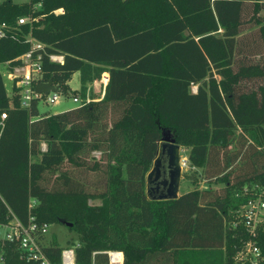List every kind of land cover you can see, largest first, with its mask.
<instances>
[{
    "label": "trees",
    "instance_id": "16d2710c",
    "mask_svg": "<svg viewBox=\"0 0 264 264\" xmlns=\"http://www.w3.org/2000/svg\"><path fill=\"white\" fill-rule=\"evenodd\" d=\"M37 2L0 1V64L18 65L29 36L44 44L34 85L50 80L83 102L102 72L107 80L99 101L50 114L34 99L20 108L0 74V224L10 215L25 224L29 213L37 225L64 226L76 236L73 264H109V252L120 264H239L250 237L238 210L264 186V63L242 53L238 36L257 26L264 44V0ZM22 16L29 21L18 24ZM73 72L77 90L67 85ZM163 130L187 149L192 189L148 201ZM83 173L99 184L91 189ZM201 180L219 188L198 189ZM250 240L264 264V229ZM41 250L60 263L54 240ZM0 257L24 264L14 243L0 241Z\"/></svg>",
    "mask_w": 264,
    "mask_h": 264
},
{
    "label": "built area",
    "instance_id": "2783aa9c",
    "mask_svg": "<svg viewBox=\"0 0 264 264\" xmlns=\"http://www.w3.org/2000/svg\"><path fill=\"white\" fill-rule=\"evenodd\" d=\"M39 1L36 3L39 6ZM29 19L27 17H20L17 23H26ZM29 41V48L17 57L19 64L7 69L5 78L9 82V95H11V86L17 88V96L20 108H28L31 100H37V103L44 105L53 104L58 99V90L56 93H49L47 95H38L34 92V81H37L40 76L39 58L43 52L44 44L26 36ZM47 57L50 61L61 62L62 54L48 53ZM193 92L195 89H192ZM73 104L79 105L82 101L77 96L70 98ZM89 102L85 97L83 104ZM5 119V113H0V126L2 120ZM187 166L186 158H179V167L184 168ZM252 197L239 208L238 215L242 220L244 231L250 237L254 238L257 228L264 229V186L253 190ZM36 206L34 200L28 201L27 210L30 212ZM47 225H37L33 217L28 213L25 224L19 222L14 216L10 215L9 219L0 224V241L14 243L16 245V252L19 260L24 264H51L42 253V246L44 244V236L47 232ZM248 240L242 249L236 254L235 261L239 264L247 262L249 264H259L263 261L258 247ZM115 252L108 253V262L112 264V255ZM0 264H2L0 257ZM59 264H73V251L72 249H63L60 253Z\"/></svg>",
    "mask_w": 264,
    "mask_h": 264
},
{
    "label": "rangeland",
    "instance_id": "374dc122",
    "mask_svg": "<svg viewBox=\"0 0 264 264\" xmlns=\"http://www.w3.org/2000/svg\"><path fill=\"white\" fill-rule=\"evenodd\" d=\"M2 1V0H0ZM12 2L15 3H21V2H26L27 0H11ZM264 5V4H263ZM33 7H39L37 4H35ZM58 12V11H57ZM262 12H260L261 14ZM239 40L245 45L243 48L242 53H248L247 57L250 59L252 62L256 63H264V44L261 43L258 32H257V26H250L247 29L243 30L239 36ZM248 51V52H247ZM239 56V54L237 55ZM5 72H6V67L4 64H0V74L3 79L4 86L7 90V93L9 95L8 89H9V82L5 78ZM264 82V79L262 80H257V83ZM70 84L72 87L77 86V79L73 76L71 78ZM89 89H91V84L88 86ZM195 89V85L190 86V90ZM58 99L55 103L49 104V105H44L42 103L39 104V108L41 110L48 112L51 114L52 111H55L56 109H59L61 107H69L72 108L76 106V104H73L70 100L72 94H66L63 96L59 92L57 93ZM78 97V96H77ZM79 100H81L78 97ZM166 141L169 142V135L167 131L163 130L162 131V137H161V142ZM40 149L44 150V145H40ZM187 149H181L179 148V158H184L186 156ZM99 157V154L96 152H92L89 154V160H97ZM192 169H189L188 166L184 168H180V179H179V184H178V191L177 195L179 196L182 193H185L187 191H190L192 189L191 181L189 179L183 178V173H186L187 175H190V172ZM84 176V181L86 184L93 189L97 184H99L100 176L97 174H91V173H83ZM217 189L219 188L218 185H206L203 180H201L198 183V189ZM89 204H98V202H89ZM50 240H54L56 244H58L60 247L63 249H72V245L75 244L76 241V236L72 232H68L67 229L64 226L61 225H51L48 227L47 232L44 236V244H47Z\"/></svg>",
    "mask_w": 264,
    "mask_h": 264
},
{
    "label": "water",
    "instance_id": "95a60500",
    "mask_svg": "<svg viewBox=\"0 0 264 264\" xmlns=\"http://www.w3.org/2000/svg\"><path fill=\"white\" fill-rule=\"evenodd\" d=\"M57 90L58 88L50 80L37 82L34 85V92L38 95L56 93ZM179 179V148L170 141H160L151 168L145 176L146 199L148 201L176 199Z\"/></svg>",
    "mask_w": 264,
    "mask_h": 264
},
{
    "label": "crops",
    "instance_id": "0c3cea01",
    "mask_svg": "<svg viewBox=\"0 0 264 264\" xmlns=\"http://www.w3.org/2000/svg\"><path fill=\"white\" fill-rule=\"evenodd\" d=\"M73 76L77 79V86L76 87H72L71 84H70L71 78ZM106 80H107V73L106 72H102L101 75H100V78L98 80H94V81H92L90 83L91 84V89H89V87H87L88 88V92H87L85 97H87L89 101H99L102 98L103 89H104V85L106 83ZM67 85H68V87L71 90H77L78 89V87H79L78 72H73L71 74L70 79L67 81ZM191 92L193 93V90H191ZM6 93H7V90H6ZM7 95H8V93H7ZM67 109H69V107L68 108L67 107H65V108L61 107L59 109H56L55 111H52L51 114L60 113V112H63L65 110H67ZM37 110L40 113L45 112V111L41 110V108H39V103H37ZM121 260H122V257H121Z\"/></svg>",
    "mask_w": 264,
    "mask_h": 264
},
{
    "label": "bare ground",
    "instance_id": "6f19581e",
    "mask_svg": "<svg viewBox=\"0 0 264 264\" xmlns=\"http://www.w3.org/2000/svg\"><path fill=\"white\" fill-rule=\"evenodd\" d=\"M111 262H112V264H120L121 263V254L118 252H115V254L112 255Z\"/></svg>",
    "mask_w": 264,
    "mask_h": 264
}]
</instances>
